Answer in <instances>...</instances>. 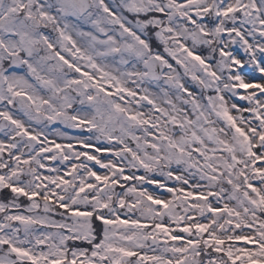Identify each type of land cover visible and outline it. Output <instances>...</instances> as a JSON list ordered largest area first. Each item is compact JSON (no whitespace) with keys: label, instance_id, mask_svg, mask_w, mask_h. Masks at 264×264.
Here are the masks:
<instances>
[{"label":"snow or ice","instance_id":"snow-or-ice-1","mask_svg":"<svg viewBox=\"0 0 264 264\" xmlns=\"http://www.w3.org/2000/svg\"><path fill=\"white\" fill-rule=\"evenodd\" d=\"M0 264H264V0H0Z\"/></svg>","mask_w":264,"mask_h":264}]
</instances>
